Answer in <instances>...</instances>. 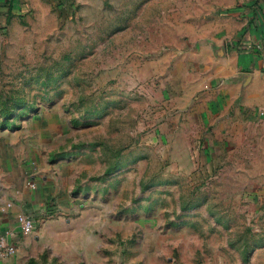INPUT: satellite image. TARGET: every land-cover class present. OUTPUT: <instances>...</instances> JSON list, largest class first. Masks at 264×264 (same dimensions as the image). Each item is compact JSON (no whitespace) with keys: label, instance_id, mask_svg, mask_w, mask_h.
Wrapping results in <instances>:
<instances>
[{"label":"rangeland","instance_id":"1","mask_svg":"<svg viewBox=\"0 0 264 264\" xmlns=\"http://www.w3.org/2000/svg\"><path fill=\"white\" fill-rule=\"evenodd\" d=\"M253 1L22 0L16 17H0V125L48 127L29 161H75L73 214L89 200L102 236L146 237L154 218L163 239L189 222L197 244L214 235L220 253H247V239H264V104L236 119L234 149L220 161H197L184 148L192 87L178 69L226 53ZM56 260L39 253L26 264Z\"/></svg>","mask_w":264,"mask_h":264},{"label":"crops","instance_id":"2","mask_svg":"<svg viewBox=\"0 0 264 264\" xmlns=\"http://www.w3.org/2000/svg\"><path fill=\"white\" fill-rule=\"evenodd\" d=\"M38 1L28 0V4L35 6ZM22 4V0H0V17H16ZM243 17L245 26L235 41L227 44L226 53L213 57L206 67L178 69V78L192 87L184 112L193 119L192 129L185 132L184 148L195 150L197 161H220L221 151L234 149L236 119L251 116L264 104V50L243 45L264 36V0H254ZM203 85L208 89L204 86L199 90ZM34 124L25 123L21 128L0 125V232L13 230L18 242V251L0 256V264H26L39 253L50 263L57 259L60 264H264V239H247V253H220L214 235L209 243L199 239L197 244L198 232L189 222L167 226L163 239L156 237L154 218L147 220L146 237L110 240L102 236L94 227L95 215L88 211L89 200L79 201L82 213L73 214L79 196L71 190L81 179L75 161H29L36 146L41 147V153L46 147L44 133L48 127ZM193 132L200 136L195 141ZM119 170L120 165L113 171L115 177L121 176ZM65 176L67 185L63 184ZM31 179L36 186L29 184ZM22 211H32L36 217L35 228L27 234L19 229L18 214ZM183 231H188L187 238L181 236ZM186 241L197 248L188 251ZM161 242L164 255L159 258L160 248L156 247ZM204 245L211 252L203 248L197 251Z\"/></svg>","mask_w":264,"mask_h":264},{"label":"built area","instance_id":"3","mask_svg":"<svg viewBox=\"0 0 264 264\" xmlns=\"http://www.w3.org/2000/svg\"><path fill=\"white\" fill-rule=\"evenodd\" d=\"M245 47L255 50H264V36L255 38L243 43ZM31 186H36L35 180L29 181ZM20 232L23 234L30 233L36 226V217L32 211H22L18 214ZM18 251V242L13 230H4L0 232V256L6 257L14 255Z\"/></svg>","mask_w":264,"mask_h":264}]
</instances>
